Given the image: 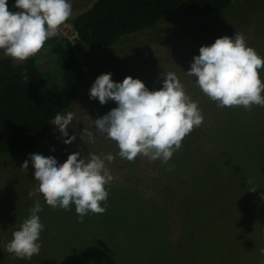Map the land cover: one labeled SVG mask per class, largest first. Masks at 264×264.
<instances>
[{
  "label": "rangeland",
  "instance_id": "1",
  "mask_svg": "<svg viewBox=\"0 0 264 264\" xmlns=\"http://www.w3.org/2000/svg\"><path fill=\"white\" fill-rule=\"evenodd\" d=\"M69 2L74 14L92 0ZM14 4L15 0H7L9 11H18ZM235 33L243 34L247 45L264 58V0H232L230 8L213 16L180 6L152 28L123 35L110 47L84 45L65 22L57 35L70 39L81 59L83 83L72 103L58 114L74 113L67 131L75 140L65 144L67 137L50 124L29 151L0 153V264H259L264 254L248 247L249 236L259 241L264 233L251 223L240 222L239 227L237 222L259 203L260 193L264 195V107L251 111L242 107L237 116L231 108L217 107L196 86L195 78L186 74L201 46ZM0 56H5L3 50ZM36 62L44 69L59 66L46 45ZM167 72L175 73L190 98L198 102L204 121L190 133L194 140L184 141L167 164L149 162L143 156L129 162L117 155L116 143L99 133L92 121L116 103L109 100L101 105L90 98L89 90L106 73L117 83L131 76L150 91L159 90L161 73ZM260 78L264 81V69ZM85 130L93 133L95 143L84 136ZM77 151L82 157L88 153L115 157L112 163L106 162L113 176L106 185V205L102 204L106 211L89 213L82 223L74 205L65 211L48 206L42 195L28 196L38 186L30 154L52 156L59 164ZM25 160L26 170L21 167ZM151 183L154 188L149 187ZM252 188L256 190L249 191ZM37 198L44 225L40 252L31 259L14 258L4 246L30 216Z\"/></svg>",
  "mask_w": 264,
  "mask_h": 264
},
{
  "label": "clouds",
  "instance_id": "2",
  "mask_svg": "<svg viewBox=\"0 0 264 264\" xmlns=\"http://www.w3.org/2000/svg\"><path fill=\"white\" fill-rule=\"evenodd\" d=\"M14 7L18 11L11 12L7 0H0V50L17 62L36 56L72 14L69 0H15ZM261 69L264 58L247 45L243 34L235 33L215 39L210 46H201L186 74L195 78L196 86L217 107L251 111L253 106L264 107ZM161 76L163 86L150 91L139 79L127 76L117 83L111 73H106L98 76L89 90L90 98L101 105L109 100L116 103L106 115L92 121L99 133L116 143L117 155L129 162L143 156L149 162L160 160L167 164L183 140L204 121L198 102L190 98L177 75L167 72ZM23 78L29 80L26 73ZM73 119L74 113L68 112L57 114L51 121L60 135L67 137L65 144L75 140L67 131ZM84 136L95 143L91 131L85 130ZM29 159L38 182L28 193L30 198L42 195L48 206L65 211L74 205L81 223L89 213L106 211L102 206L108 197L106 185L113 180L106 162L114 161L112 154L88 153L82 157L77 151L59 164L52 156L30 154ZM28 166V160L21 165L25 170ZM42 210L37 198L29 210L30 216L5 244V251L14 258L31 259L39 254L44 225L38 213ZM260 252L264 254V249Z\"/></svg>",
  "mask_w": 264,
  "mask_h": 264
},
{
  "label": "trees",
  "instance_id": "3",
  "mask_svg": "<svg viewBox=\"0 0 264 264\" xmlns=\"http://www.w3.org/2000/svg\"><path fill=\"white\" fill-rule=\"evenodd\" d=\"M180 6L198 15L213 16L230 8L232 0H92L66 22L71 24L76 38L84 45L110 47L123 35L152 28L160 18ZM45 45L56 55L58 68H42L37 64L36 56L23 62L0 56V153L32 149L47 132L55 116L72 103L83 83L82 62L70 39L56 35ZM25 73L28 81L23 78ZM241 108L230 110L237 115ZM186 140L190 144L194 139L189 134L183 142ZM149 187L154 188L152 183ZM201 192L204 193L205 189ZM260 194L264 197L262 192ZM261 197H257L259 203L256 202L255 207L247 209L248 214L243 220L239 219L237 226L251 223L253 229L257 226L264 233V200ZM150 203L156 206L154 199L150 198ZM242 238L244 240V234ZM249 238L248 247L264 249V237L259 241ZM2 259L0 249V261ZM259 264H264V255Z\"/></svg>",
  "mask_w": 264,
  "mask_h": 264
}]
</instances>
